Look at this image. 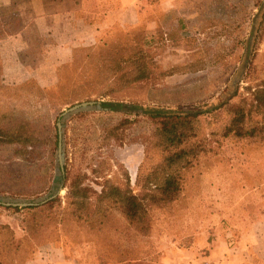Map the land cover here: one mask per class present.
I'll return each instance as SVG.
<instances>
[{
    "label": "rangeland",
    "instance_id": "rangeland-1",
    "mask_svg": "<svg viewBox=\"0 0 264 264\" xmlns=\"http://www.w3.org/2000/svg\"><path fill=\"white\" fill-rule=\"evenodd\" d=\"M11 1L0 0V39L23 29L35 43L34 21L24 0ZM260 1L176 0L169 11L148 16L143 25L111 30L106 41L113 46H135L138 35L145 50L139 64L148 78L127 88L122 85L137 66L124 58L127 68L120 72L80 64L70 74L76 83L67 79L42 87L26 73L31 79L23 85L0 90V115L11 113L4 126L28 121L24 135L33 141L26 148L0 144V197L11 199L31 200L50 192L57 123L76 104L206 110L193 124L192 142L198 147L183 165L168 161L176 149L158 145L161 119L135 109L124 114L103 107L69 116L63 127L59 195L34 210L0 205V264L26 263L34 256L44 264H161L176 237L180 248L194 238L204 242L196 264L230 256L234 226L241 220H264V120L252 96L255 88L264 86V13L242 70ZM35 52L36 47L27 59ZM14 75L19 82L24 76L19 71ZM241 114L243 122L235 123L233 130L243 128L244 137L227 132ZM167 177L174 178L176 192L164 189ZM71 187L85 191L80 213H73L81 200L69 196ZM113 188L141 200V220L128 219L119 204L103 197Z\"/></svg>",
    "mask_w": 264,
    "mask_h": 264
},
{
    "label": "trees",
    "instance_id": "trees-1",
    "mask_svg": "<svg viewBox=\"0 0 264 264\" xmlns=\"http://www.w3.org/2000/svg\"><path fill=\"white\" fill-rule=\"evenodd\" d=\"M155 1V0H149ZM264 13V0H261L258 3V10L257 13L253 15L252 22L250 25V33L248 38L246 39V53L244 55L243 60V69L245 70L248 66L249 61V54L251 53L253 43L255 40V36L259 30L258 28V22L260 15ZM55 25V24H54ZM33 32L36 36V42L34 43L32 41V38L27 34L28 32L25 30L23 31V38L20 39L19 43H14L12 41L5 42L7 36L2 37L0 39V47H3L4 52L3 55L7 57L9 55V51L12 50V48H18L20 49V60L21 63L27 68L25 70H22L21 74H23V78L27 79V75L29 76H35L39 75L41 73H46L49 69V67L46 68V62L45 60V53L48 51V41L52 38L49 36H42L38 32L35 25H32ZM54 31L57 30L56 25L54 26ZM20 31V32H21ZM51 34V32H50ZM109 33L106 36H103L99 40H97L95 43H92L88 46L80 47L79 49H76L72 61L69 65H67L63 70H59V76L57 77V81H63L67 79L73 80L74 83H76L77 79H73L74 77L69 76L70 72L75 70L76 72L78 70V65L83 64L85 66H90L93 68L101 69V72L104 73H116L123 71L127 66L125 67L124 58L127 59V64L131 65L134 64L137 67H134L133 69V75L126 80L122 87L127 88L132 84L142 82L148 78V72L146 69H142L140 66V62H142V54L145 52L143 48L141 47V39L139 37L135 36L134 39V45L131 46L125 44V46L121 47L119 45L113 46V44L109 43L107 40ZM8 47V48H6ZM36 47L35 55L33 56L32 60H28L27 57L29 54H31ZM39 66H43L42 68H39ZM24 67V68H25ZM44 68V69H43ZM0 69L1 72H3V67L1 64V54H0ZM8 69L11 73V69H14L13 64L8 63ZM73 72H71L72 74ZM128 74L124 71V75ZM5 75L0 76V90H10L8 87L9 85H23L24 81H20L18 83H7ZM55 79V77H54ZM56 80V79H55ZM79 84L81 83L80 81ZM231 87L234 90V86L231 84ZM232 90V91H233ZM232 93V92H231ZM253 96V104L254 109L261 113L262 118L264 120V86H258L255 88L254 92L252 93ZM103 108H106L109 111L114 112H121L124 114H128L132 109H135L140 114L148 115L151 118L154 119H161L160 122V129H159V136L160 141L158 145L160 144L164 148H174L176 149L175 152H173L169 157L168 161L172 165H178V164H187L189 162V156L192 154V152L198 147V144H195L193 139L196 138V134L194 132L193 124L197 122V119L199 116L202 115L203 112L206 110L202 109H187V110H180V111H168L162 110V109H154V108H143L141 106H131L128 104H124L123 102H107L102 104ZM240 113V110L237 111L236 115ZM10 114V115H9ZM6 116L11 117V113H6V115H0V144L7 143L12 144L16 143L21 148H26L27 144L30 145L33 143L32 138L30 135L25 136L24 135V128L25 125L28 126V121H17L15 125L13 124L12 128L7 129L4 126V122L6 121ZM8 122H12V120H7ZM7 122V123H8ZM242 123L243 122V115L241 114L239 117L237 116L234 118L231 122V126L229 127L227 132H233L236 136L244 137L243 128H239L236 126L235 130H233L235 123ZM27 128V127H26ZM66 178V174H65ZM164 189L168 191L170 194L176 192V186L174 185V178L167 177L164 184ZM69 196L79 199L81 201H77L75 203V210H73V213H80L85 208V191L80 188H70ZM106 196L108 199H113L115 203L119 204L123 210L125 216L133 220L135 218H140V220L143 218L145 214V205L141 202V200H138L134 197L129 195L126 191L121 192L117 188H113L110 190V193H104L103 197ZM54 199L49 200L47 204H52ZM46 205V204H45ZM37 205L32 207H27V209L34 210L41 208L45 206ZM7 208H13V207H7ZM80 215V214H79ZM124 262V261H123ZM21 264H25L21 263Z\"/></svg>",
    "mask_w": 264,
    "mask_h": 264
},
{
    "label": "crops",
    "instance_id": "crops-1",
    "mask_svg": "<svg viewBox=\"0 0 264 264\" xmlns=\"http://www.w3.org/2000/svg\"><path fill=\"white\" fill-rule=\"evenodd\" d=\"M24 2L28 10L27 15L31 16L33 25L40 35H50L52 38L48 41V51L45 53L44 60L49 70L32 76L38 85L49 87L58 82L59 70H63L71 63L76 49L95 43L111 30L143 25L149 22L148 16L169 11V7L174 6L176 0L150 2L149 0H24ZM8 3L13 4V1L9 0ZM53 5L54 8H52ZM54 24L57 27L56 31L53 30ZM22 38L23 31L16 32L8 36L5 42L19 43ZM19 51L18 48H12L6 57L3 55V47H0L3 75L10 84L19 82L14 79L15 71L22 72L27 69L21 63ZM8 63L13 64L15 68L12 74L9 72ZM42 67L39 66V68ZM28 79L31 77L25 80ZM234 228L233 233L236 234V239L234 246L229 249L230 256L221 255L217 262H213L215 264H264V220L253 221V223L247 220L244 223L241 220ZM175 240V242L171 240L172 245L167 258L163 259L161 264H196L194 259L204 242L198 239L200 242L194 240L188 247L180 248L176 245L180 238L176 237ZM34 257L25 264H44L39 256L36 259ZM73 260L76 261L75 263L78 261L75 258Z\"/></svg>",
    "mask_w": 264,
    "mask_h": 264
},
{
    "label": "water",
    "instance_id": "water-1",
    "mask_svg": "<svg viewBox=\"0 0 264 264\" xmlns=\"http://www.w3.org/2000/svg\"><path fill=\"white\" fill-rule=\"evenodd\" d=\"M102 109L103 108L101 107V104L99 102L90 101V102H83L80 104H76L61 114L59 122L57 123L58 145H57V154H56L55 178L52 189L47 195L31 200L0 197V205L7 207L27 208V207L43 204L58 196L62 190V184L64 178V167H63L64 166V144H63L64 120L67 119L69 116L82 111L102 110Z\"/></svg>",
    "mask_w": 264,
    "mask_h": 264
},
{
    "label": "built area",
    "instance_id": "built-area-1",
    "mask_svg": "<svg viewBox=\"0 0 264 264\" xmlns=\"http://www.w3.org/2000/svg\"><path fill=\"white\" fill-rule=\"evenodd\" d=\"M201 264H215V263L210 260H204Z\"/></svg>",
    "mask_w": 264,
    "mask_h": 264
}]
</instances>
